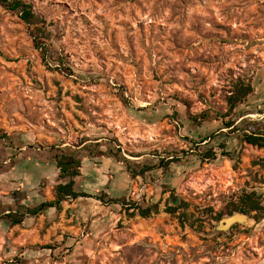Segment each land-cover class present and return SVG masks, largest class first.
<instances>
[{"label":"rangeland","instance_id":"1","mask_svg":"<svg viewBox=\"0 0 264 264\" xmlns=\"http://www.w3.org/2000/svg\"><path fill=\"white\" fill-rule=\"evenodd\" d=\"M24 1L38 23L0 5V264H264V215L213 219L244 191L264 202V149L244 141L264 133V0ZM239 80L254 92L232 111ZM51 146L80 150L83 192L160 213L80 198L12 224L54 198Z\"/></svg>","mask_w":264,"mask_h":264},{"label":"trees","instance_id":"2","mask_svg":"<svg viewBox=\"0 0 264 264\" xmlns=\"http://www.w3.org/2000/svg\"><path fill=\"white\" fill-rule=\"evenodd\" d=\"M0 5L5 7L10 11L17 12L20 14L21 18L28 24L38 23L39 18L36 16L33 6L28 4L24 0H0ZM38 30H40L38 28ZM34 41L37 49H42L43 53L46 54L47 50L44 43L39 42L38 38L34 36ZM254 92V88L250 83L243 82L239 80L234 84L233 88L230 90V95L228 96V105L230 110H234L240 103H243L249 95ZM195 120H198L195 118ZM227 128L236 129L235 123L228 122ZM1 132V130H0ZM4 136V134H2ZM206 141V140H205ZM205 141H202L204 143ZM244 141L253 146L264 149V133H259L254 130L251 134L247 133L244 135ZM86 146V145H85ZM83 146L80 149H84ZM120 152V149H118ZM49 153L51 154L54 163L59 169L58 178L61 180L56 187L54 188L55 194L53 200L43 201L37 206L28 207L25 205H18L16 209L10 207L9 210H12L10 214H7L8 219L12 224H21L24 218L26 217H35L47 212L50 209H56L61 212L63 210V203L69 200H78L80 198H94L103 204H121L127 214L139 215L143 218L151 217L153 214L160 213L159 203L142 206L137 202L127 201L126 199H121L118 197H112L107 192H101V194H89L83 192L79 187V179L83 176L82 165L83 161L80 156V150L74 149L71 146H51ZM214 156V154H209ZM140 156V155H136ZM114 157L119 162H125L127 164L128 170L132 176H139L145 174L148 170L152 169L150 166H144L140 172L134 171L132 169V161L126 158L125 156H117L114 154ZM170 155L169 159L165 161L162 159V164L166 168L169 167L172 163L179 162L180 158L178 156ZM182 207L178 204V200L175 199L173 195L168 200L167 212L171 214H176ZM213 213V210H209ZM243 214L249 215L254 218H259L264 215V202L262 201L261 195L258 194L256 190L244 191L236 202H233L227 213L219 212L213 216V219L216 222H222L226 215L232 216L234 214ZM255 213V214H254ZM254 214V215H253Z\"/></svg>","mask_w":264,"mask_h":264},{"label":"water","instance_id":"3","mask_svg":"<svg viewBox=\"0 0 264 264\" xmlns=\"http://www.w3.org/2000/svg\"><path fill=\"white\" fill-rule=\"evenodd\" d=\"M249 219V217L247 215H243V214H234L231 217H228L226 219L223 220V222L221 223V228L224 230L229 229L232 225H234L235 223L238 222H245Z\"/></svg>","mask_w":264,"mask_h":264},{"label":"crops","instance_id":"4","mask_svg":"<svg viewBox=\"0 0 264 264\" xmlns=\"http://www.w3.org/2000/svg\"><path fill=\"white\" fill-rule=\"evenodd\" d=\"M59 175V174H58ZM83 177V176H82ZM54 199V198H53ZM53 199H51V200H53ZM56 210V209H55Z\"/></svg>","mask_w":264,"mask_h":264}]
</instances>
